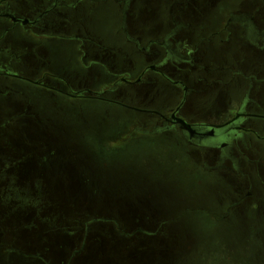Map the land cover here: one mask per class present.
Returning a JSON list of instances; mask_svg holds the SVG:
<instances>
[{
  "label": "rangeland",
  "instance_id": "1",
  "mask_svg": "<svg viewBox=\"0 0 264 264\" xmlns=\"http://www.w3.org/2000/svg\"><path fill=\"white\" fill-rule=\"evenodd\" d=\"M243 1L230 0L228 9L249 7ZM12 12L35 17L25 6ZM80 13L125 56L130 46L114 3L86 2ZM26 32L19 24L7 39L20 43L30 38ZM47 46L49 60L29 65L10 90L14 98H7L0 125L7 126L1 136L10 148L33 156L27 178L41 181L50 221L40 232H25L33 219L0 220V264H264V195L252 208L236 205L240 181L209 172L207 164L215 161L210 149L175 132L151 134L149 119H159L153 112L169 113L170 88L141 92L139 85H125L123 96L120 88L106 100L66 96L58 90L100 94L117 78L105 67L81 68L91 60L81 57L75 40L51 39ZM108 60L102 62L110 67ZM47 74L57 91L34 84ZM207 95L188 102V120L219 123L226 109H238L243 94L230 87ZM26 109L45 124L18 118ZM254 151L252 159L264 170V144ZM58 226L66 232L57 233Z\"/></svg>",
  "mask_w": 264,
  "mask_h": 264
},
{
  "label": "flooded vegetation",
  "instance_id": "2",
  "mask_svg": "<svg viewBox=\"0 0 264 264\" xmlns=\"http://www.w3.org/2000/svg\"><path fill=\"white\" fill-rule=\"evenodd\" d=\"M229 1L0 0V108L6 106L8 97L12 102L14 95L10 90L22 80L29 65L49 60V40H75L81 57L91 60L90 64L83 62L81 68L90 72L105 67L117 79L100 94L90 90L75 92L71 87L59 92L106 100L108 93H116L120 88L123 91L120 90L119 95L123 96L125 85H139L141 92L156 87L170 88L169 98L164 103L169 113L153 112L159 119H149L155 130L151 134L175 132L194 147L210 149L215 161L207 164L209 172L218 170L235 176L241 184V197L236 205L252 208L264 195V170L260 160L252 159L254 148L264 144V123L258 121L264 120V0H258L248 10L237 11L228 9ZM86 2L116 5L121 15V31L128 48L130 46L125 56L118 45H107L84 23L85 16L80 10ZM16 5L33 10L35 17H17L12 12V6ZM8 22L12 27L7 26ZM19 24L31 35L21 41L26 46L23 49L15 47L16 41L7 39L8 33ZM74 30L76 34H72ZM248 49L251 50L246 56ZM27 56H31L29 62L24 60ZM108 58L110 67L102 62ZM47 77L53 75L47 74L34 84L57 91L48 84ZM230 87H238L243 94L240 105L237 110L226 109L219 123L190 121L185 116L188 102ZM177 100H180L178 106ZM18 118L45 124L36 114L29 113V109ZM180 121L192 125L194 133L185 129ZM1 124L0 208L3 216L0 220L31 218L30 225L23 230L40 232L41 228H46L50 216H44L47 202L41 181L31 182L27 178L34 158L8 146L9 140L1 136L7 126ZM1 228L0 221V231ZM59 232L66 230L58 226Z\"/></svg>",
  "mask_w": 264,
  "mask_h": 264
},
{
  "label": "crops",
  "instance_id": "3",
  "mask_svg": "<svg viewBox=\"0 0 264 264\" xmlns=\"http://www.w3.org/2000/svg\"><path fill=\"white\" fill-rule=\"evenodd\" d=\"M257 1L258 0H244L242 3H245V4H249V6H250V4H252V5H254V3L256 4L257 3ZM245 10H248L249 9V7H247V8H244ZM244 9H238V10H244ZM237 11V10H236ZM24 44L22 43V42H20V43H18V42H15V47L16 48H18V49H23L24 47ZM3 107L2 108H0V116L2 115V113H3Z\"/></svg>",
  "mask_w": 264,
  "mask_h": 264
},
{
  "label": "water",
  "instance_id": "4",
  "mask_svg": "<svg viewBox=\"0 0 264 264\" xmlns=\"http://www.w3.org/2000/svg\"><path fill=\"white\" fill-rule=\"evenodd\" d=\"M180 124H182L184 126V128L189 130L192 134L194 133L192 125H190L184 121H180Z\"/></svg>",
  "mask_w": 264,
  "mask_h": 264
}]
</instances>
